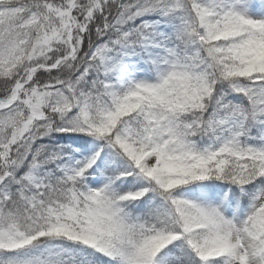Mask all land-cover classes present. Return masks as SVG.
Here are the masks:
<instances>
[{"label":"snow or ice","instance_id":"obj_1","mask_svg":"<svg viewBox=\"0 0 264 264\" xmlns=\"http://www.w3.org/2000/svg\"><path fill=\"white\" fill-rule=\"evenodd\" d=\"M0 264H264V0H0Z\"/></svg>","mask_w":264,"mask_h":264}]
</instances>
